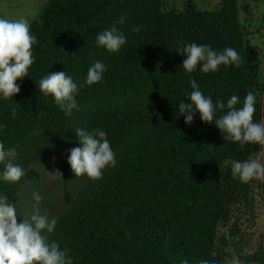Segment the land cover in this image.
Returning a JSON list of instances; mask_svg holds the SVG:
<instances>
[{
  "label": "trees",
  "instance_id": "16d2710c",
  "mask_svg": "<svg viewBox=\"0 0 264 264\" xmlns=\"http://www.w3.org/2000/svg\"><path fill=\"white\" fill-rule=\"evenodd\" d=\"M161 5L162 0H49L30 23L38 42L28 76L17 80L20 92L10 100L0 97V142L5 150H16L14 163L24 170L48 154L67 158L81 146L77 128L104 131L115 153V167L87 182L46 235L49 243L68 250L73 264L225 263L231 242L218 228L247 187L233 178L225 161L244 162L263 145L246 144L241 150L239 143L225 141L214 123L203 122L199 112L186 124L179 104L191 103L190 78L213 103L220 99L226 105L237 95V108L253 91L254 122H260L264 89L257 79L258 55L242 36L237 0H221L220 9L211 12L188 3L176 14ZM122 15L126 19L120 24ZM112 26L126 37L119 53L96 43V34ZM135 26L139 32L132 31ZM190 43L218 52L232 47L242 63L209 73L198 65L189 76L182 67L186 54L177 49ZM96 61L107 70L99 83L87 85V71ZM59 71L79 88L78 110L71 114L38 87L43 77ZM21 184L22 179L0 180V195L12 203ZM253 259L239 257L242 264H264Z\"/></svg>",
  "mask_w": 264,
  "mask_h": 264
},
{
  "label": "clouds",
  "instance_id": "9594fccd",
  "mask_svg": "<svg viewBox=\"0 0 264 264\" xmlns=\"http://www.w3.org/2000/svg\"><path fill=\"white\" fill-rule=\"evenodd\" d=\"M126 17H120L119 23L123 24ZM132 31L139 32V26ZM37 37L31 32V24L26 18L9 19L0 17V97L10 100L20 92L17 80L28 76L30 67L35 62L33 47L37 44ZM96 43L110 53H119L126 44V37L116 26L103 30L96 34ZM181 54H186L183 61V69L187 74L196 71L198 65H202L203 73L216 72L221 65H235L239 67L242 58L232 47H226L218 52L210 45L197 43L181 44L178 49ZM74 55V54H73ZM106 65L96 61L87 71L84 81L87 85L99 83L106 71ZM192 91L187 98L190 104L183 101L179 104V111L185 117V123L191 124L194 113L199 112L200 118L207 124L215 126L223 134L225 141L239 143L243 150L246 144L255 143L264 145V119L254 122L256 95L248 91L243 100L242 107L237 108L240 102L237 95H232L227 104L217 99L215 103L210 96H205L197 85L195 79L190 78ZM39 90L43 95L51 94L55 103L61 110L71 114L78 110L75 97L79 92L75 83L67 73L63 71L47 74L39 81ZM225 109H227L225 111ZM222 113L217 117V112ZM12 116H16V109H12ZM80 147L70 150L68 164L76 177L86 176L95 181L103 176V171L111 166L115 167V153L106 138V133L101 130L94 132L77 128ZM17 152L14 148L5 150L4 143L0 142V164L3 171L0 180L7 183H17L25 175L24 168L14 163ZM231 164L233 178H239L242 183L251 180H264V163L259 159L226 160ZM48 172V171H47ZM51 179L62 177L58 169L48 172ZM36 202L33 205L34 212L28 219L18 222L16 205L10 203L6 195H0V264H73L68 256V250H61L56 242L49 243L44 232L52 233L57 219H49L48 213H41L38 205L42 201L39 193H33ZM181 264H189L187 259ZM199 264H210L208 260H200ZM215 264V261L212 262ZM226 264H237L236 261H226Z\"/></svg>",
  "mask_w": 264,
  "mask_h": 264
},
{
  "label": "rangeland",
  "instance_id": "374dc122",
  "mask_svg": "<svg viewBox=\"0 0 264 264\" xmlns=\"http://www.w3.org/2000/svg\"><path fill=\"white\" fill-rule=\"evenodd\" d=\"M49 0L0 1V17L26 18L31 23L43 11ZM192 3L198 11L219 10L221 0H162V10L183 13ZM238 22L244 40L257 52L259 61L258 82L264 89V0H237ZM262 96L264 97V91ZM259 159L264 163V145L260 152L248 160ZM66 158L60 152L46 155L39 163L28 167L22 184L12 197L16 205L18 222L28 219L34 212L33 193H39L42 201L38 205L41 213L47 212L49 219H58L82 196L84 185L93 180L86 176L76 177ZM58 169L62 177L51 179L48 172ZM48 171V172H47ZM245 192L232 204L230 219L219 226L230 244L225 249L226 261L239 260L240 256L264 259V180H251ZM65 194L67 198L65 197ZM48 233L45 231L44 235Z\"/></svg>",
  "mask_w": 264,
  "mask_h": 264
}]
</instances>
